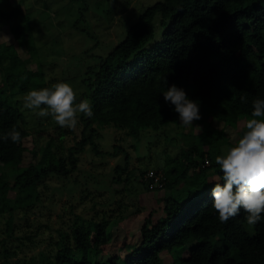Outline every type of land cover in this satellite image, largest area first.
<instances>
[{
  "label": "trees",
  "instance_id": "1",
  "mask_svg": "<svg viewBox=\"0 0 264 264\" xmlns=\"http://www.w3.org/2000/svg\"><path fill=\"white\" fill-rule=\"evenodd\" d=\"M24 9L22 0H0V29L12 34L0 41V136L21 133L20 143L0 140V168H7L0 172V264H264V213L255 225L243 210L221 223L212 206V188L223 182L215 157L238 142L253 101L264 99V0H157L123 22L105 49L95 36L62 50L46 69L40 56L47 49ZM61 81L77 84V102L87 99L93 108L91 118L79 114L74 130L23 107L29 90ZM173 83L201 105L202 119L186 132L163 98ZM196 122L202 126L194 133ZM150 129L159 132L149 141L164 133V149L182 135L179 154L132 161ZM114 157L112 194L94 199L103 210L76 212V191L90 194L97 166ZM159 172L162 184L150 186ZM153 190L162 194L146 213L136 195ZM62 198L67 218L30 217ZM130 215L138 216L134 248L124 253L121 244L101 260L114 227ZM187 246L188 255H180Z\"/></svg>",
  "mask_w": 264,
  "mask_h": 264
},
{
  "label": "rangeland",
  "instance_id": "2",
  "mask_svg": "<svg viewBox=\"0 0 264 264\" xmlns=\"http://www.w3.org/2000/svg\"><path fill=\"white\" fill-rule=\"evenodd\" d=\"M12 1L20 2V0ZM154 1L157 0H22V4L26 8V10H24H28L31 20H33L32 28H35L33 31L35 33V37L38 39L37 41H39V44L44 45L47 49V53H43L44 55L41 54L42 56H40L44 63L43 68L46 69L53 58L58 56L60 58L61 56L63 57L62 50L65 49V52L67 53L66 49L69 48L68 46H77L81 48L83 43L87 45L88 41L93 40L95 36L102 41L100 48L105 49L107 47L106 44L117 40L121 30L120 26L123 22H129V20L134 22L138 18L139 14ZM77 20L80 23L73 26L72 22ZM94 32L96 33L95 35ZM86 33H91V37L85 36L87 35ZM11 39L12 34L8 27L3 26V28L0 29V41H10ZM19 50L24 52L25 49L20 48ZM25 55L27 56L28 54L25 52L22 53V57ZM60 65L63 67L62 64ZM34 66V64L32 65L31 63H26L27 68H33ZM59 67L60 66H58V68ZM68 83L73 86L76 92L80 90L78 87H74L77 84L73 82ZM201 126L202 124L196 122L193 127V132L196 133L201 131ZM189 127L184 126V132L188 131ZM156 132L159 131L150 129L144 132L143 138L139 143V149L136 151L137 154L135 155V153H133L132 161H136L140 158L141 161L146 163L148 162L146 157L149 156V160H151L149 163L154 164L162 161L163 159L164 161L171 159L179 154L177 146L179 143L184 141L182 135L176 133L175 138L168 141L169 147L164 149V133L160 132L157 137L158 139H150L151 141L148 140V137L155 135ZM230 135V140H233L235 136H233L232 133H230ZM69 138L70 139L68 140L67 137V141L72 143L71 139L73 138ZM25 144L29 147H32L33 145L29 139L25 142ZM29 156V152H26V160ZM136 156L139 157L136 158ZM116 162L117 157L109 158L106 163H101L97 166L98 171H94L96 177L91 181L92 184L88 189L90 194L84 197L82 196L83 193L80 190L76 191L75 197L78 198L79 202L76 205V212L83 213L84 215H94L103 210L102 207L93 205L95 201L94 199L96 198V201H102V197L98 195L101 192L104 193V197H106L107 200L109 199V195L112 194L109 193V189H107L108 179L110 178L107 176V173L111 171V166H116ZM85 163V168H89L91 166L90 162L86 161ZM3 170L6 171L7 168L1 166L0 172ZM103 173L106 174L103 175ZM163 177V172H159L154 177V181L150 183V186H160L163 182ZM98 178H100V180H98ZM102 184L105 186H102ZM161 192L162 191H160L159 194L156 190H153L149 193L145 191L140 195H136L138 202L141 206H143V208L145 207L146 213L154 205V198L158 194L161 195ZM145 193H147V195H145ZM91 195H94L93 199L90 198ZM116 195L120 196L118 193ZM63 204L64 199L62 198L58 205L51 206L47 204L45 211L39 210L41 208H38L36 209L38 211L36 213H32L30 217L32 219H37V222H43L48 214L51 216L52 220L59 218L65 219L68 216H65L66 214L62 211ZM59 213L62 214V217L59 216ZM137 224L138 216L130 215L127 219L115 226L113 229V239L110 240L108 247L100 254L99 258L104 260L108 257L110 249L115 248L114 250H116V247L121 244L124 246L122 250L124 253L134 248L133 239L136 233ZM12 241L14 243L16 242V240ZM189 248L190 247L187 246L182 249L180 251V255L187 256ZM112 251L113 250H111V252ZM35 252H37V249L31 251V253L34 254Z\"/></svg>",
  "mask_w": 264,
  "mask_h": 264
},
{
  "label": "clouds",
  "instance_id": "3",
  "mask_svg": "<svg viewBox=\"0 0 264 264\" xmlns=\"http://www.w3.org/2000/svg\"><path fill=\"white\" fill-rule=\"evenodd\" d=\"M163 98L174 106L181 124L185 127L202 119L200 103L190 99L183 87L171 84ZM242 102L246 101L241 97ZM23 107L38 117H51L60 127L74 130L79 123V114L91 118L93 108L87 99L77 102V92L68 82H57L50 87L31 89L23 97ZM250 118L238 142L215 157L223 173V182L212 188L213 208L221 223L247 213L249 225H255L264 213V99L252 103ZM21 142V133L15 129L0 136V140Z\"/></svg>",
  "mask_w": 264,
  "mask_h": 264
}]
</instances>
